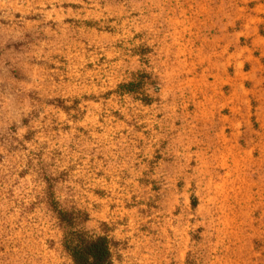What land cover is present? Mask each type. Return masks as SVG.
<instances>
[{"label": "rangeland", "instance_id": "1", "mask_svg": "<svg viewBox=\"0 0 264 264\" xmlns=\"http://www.w3.org/2000/svg\"><path fill=\"white\" fill-rule=\"evenodd\" d=\"M264 264V0H0V264Z\"/></svg>", "mask_w": 264, "mask_h": 264}, {"label": "trees", "instance_id": "2", "mask_svg": "<svg viewBox=\"0 0 264 264\" xmlns=\"http://www.w3.org/2000/svg\"><path fill=\"white\" fill-rule=\"evenodd\" d=\"M44 199L55 213L62 230V247L72 264H112L110 242L106 236H90L77 228L73 213L57 206L51 186L44 190Z\"/></svg>", "mask_w": 264, "mask_h": 264}]
</instances>
